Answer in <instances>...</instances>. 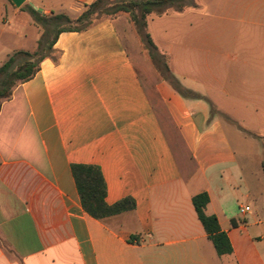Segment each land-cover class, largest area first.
<instances>
[{
    "label": "crops",
    "instance_id": "0c3cea01",
    "mask_svg": "<svg viewBox=\"0 0 264 264\" xmlns=\"http://www.w3.org/2000/svg\"><path fill=\"white\" fill-rule=\"evenodd\" d=\"M95 0H0V56L34 54L30 8L71 17ZM147 18L184 96L121 13L62 32L0 107V264H264V0H194ZM72 165L100 169L98 220ZM207 193L232 246L218 255L192 199ZM250 207L246 214L240 208Z\"/></svg>",
    "mask_w": 264,
    "mask_h": 264
},
{
    "label": "trees",
    "instance_id": "16d2710c",
    "mask_svg": "<svg viewBox=\"0 0 264 264\" xmlns=\"http://www.w3.org/2000/svg\"><path fill=\"white\" fill-rule=\"evenodd\" d=\"M185 0H95L86 5L88 10L77 19L64 14H53L45 16L30 8V14L34 21L44 30L38 42V50L34 54L27 52H16L0 67V107L3 102L10 99L12 90L19 84L32 79L39 70L40 63L47 55H54V44L62 32H82L105 18L114 17L118 14H127L140 36L145 50L158 71L164 75L170 85L180 94L188 97L194 94L184 89L178 80L170 73L164 56L152 42L147 32V18L149 15L162 16L169 11L182 12L186 7ZM100 15L104 17L101 18ZM50 33L52 38L49 39ZM72 174L76 182L84 211L94 219L102 220L122 212L133 210L135 201L132 198H125L113 205L105 201L107 187L100 169L93 165H72ZM207 193H200L193 197L192 203L196 210L198 219L208 238L212 241L218 255L230 254L232 246L228 236L224 233L215 215H207L206 207L209 204Z\"/></svg>",
    "mask_w": 264,
    "mask_h": 264
},
{
    "label": "rangeland",
    "instance_id": "374dc122",
    "mask_svg": "<svg viewBox=\"0 0 264 264\" xmlns=\"http://www.w3.org/2000/svg\"><path fill=\"white\" fill-rule=\"evenodd\" d=\"M194 0H185L184 1V4L186 5V7L187 6H189L190 4H193L194 2H193ZM86 10H88V8L87 7H79L78 8V10H76L75 12H74V14L71 16V18L72 19H77L81 14H83ZM101 16V18H103L104 16L103 15H100ZM52 38V34L50 33V35H49V39H51ZM144 50H145V48H144ZM146 51V53H148V51L147 50H145ZM159 53L160 54H162L163 55V53L162 52H160L159 51ZM8 59H7V57H6V55H2V56H0V67L7 61ZM167 65V64H166ZM167 67H168V65H167ZM161 76H164V75H162L161 73H159Z\"/></svg>",
    "mask_w": 264,
    "mask_h": 264
},
{
    "label": "water",
    "instance_id": "95a60500",
    "mask_svg": "<svg viewBox=\"0 0 264 264\" xmlns=\"http://www.w3.org/2000/svg\"><path fill=\"white\" fill-rule=\"evenodd\" d=\"M16 7H21L25 0H11Z\"/></svg>",
    "mask_w": 264,
    "mask_h": 264
},
{
    "label": "built area",
    "instance_id": "2783aa9c",
    "mask_svg": "<svg viewBox=\"0 0 264 264\" xmlns=\"http://www.w3.org/2000/svg\"><path fill=\"white\" fill-rule=\"evenodd\" d=\"M240 213L241 214H246L247 212L250 211V207H243V208H240Z\"/></svg>",
    "mask_w": 264,
    "mask_h": 264
}]
</instances>
